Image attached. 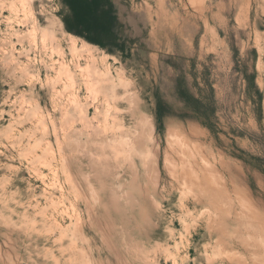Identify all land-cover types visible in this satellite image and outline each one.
I'll return each instance as SVG.
<instances>
[{"label": "rangeland", "instance_id": "rangeland-1", "mask_svg": "<svg viewBox=\"0 0 264 264\" xmlns=\"http://www.w3.org/2000/svg\"><path fill=\"white\" fill-rule=\"evenodd\" d=\"M111 4L101 47L62 0H0V264H249L264 0Z\"/></svg>", "mask_w": 264, "mask_h": 264}, {"label": "trees", "instance_id": "trees-1", "mask_svg": "<svg viewBox=\"0 0 264 264\" xmlns=\"http://www.w3.org/2000/svg\"><path fill=\"white\" fill-rule=\"evenodd\" d=\"M68 13L61 19L67 31L73 32L101 47H110L119 40V26L111 0H62Z\"/></svg>", "mask_w": 264, "mask_h": 264}, {"label": "bare ground", "instance_id": "bare-ground-1", "mask_svg": "<svg viewBox=\"0 0 264 264\" xmlns=\"http://www.w3.org/2000/svg\"><path fill=\"white\" fill-rule=\"evenodd\" d=\"M195 201H199V199H195ZM203 200H200V202H202ZM229 223L228 222H223L222 225L224 226L222 228V230L220 229L218 232V236H225L226 235V225H228ZM204 227V225H202ZM246 227V226H245ZM205 228V227H204ZM246 229V228H245ZM250 230V228H249ZM247 231V230H246ZM252 231V230H251ZM236 232V231H235ZM225 234V235H224ZM243 237V235H242ZM245 238V237H243ZM243 238H241V234L240 236L236 237V239H233V244L239 249L241 250V254H244V258L245 260L247 259L249 264H253V263H257V264H263L264 263V255H261V253H258V252H255L254 250L250 249V246L252 245H248L245 240H243ZM246 238H248L246 236ZM245 238V239H246ZM251 238V237H250ZM249 240V239H248ZM247 240V241H248ZM251 241V240H250ZM249 241V242H250ZM253 241V240H252ZM251 241V242H252ZM254 242V241H253ZM257 246V245H256ZM253 247V246H252ZM255 247V246H254ZM264 254V252H263ZM228 264H233L234 263V259H229V260H225ZM238 262L234 263V264H237Z\"/></svg>", "mask_w": 264, "mask_h": 264}]
</instances>
